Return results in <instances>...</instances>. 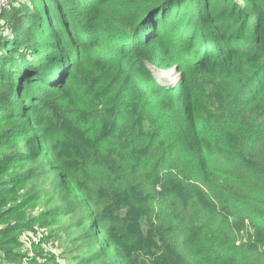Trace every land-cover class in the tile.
Segmentation results:
<instances>
[{
    "label": "trees",
    "instance_id": "1",
    "mask_svg": "<svg viewBox=\"0 0 264 264\" xmlns=\"http://www.w3.org/2000/svg\"><path fill=\"white\" fill-rule=\"evenodd\" d=\"M146 63L177 66L179 87ZM85 68L97 92L76 87ZM49 89L79 153L49 119ZM21 143L39 165L27 176L2 161ZM0 159L6 258L32 225L12 221L18 177L44 175L64 204L42 222L83 210L100 264H264V0H0ZM137 225L159 241L131 239Z\"/></svg>",
    "mask_w": 264,
    "mask_h": 264
},
{
    "label": "rangeland",
    "instance_id": "2",
    "mask_svg": "<svg viewBox=\"0 0 264 264\" xmlns=\"http://www.w3.org/2000/svg\"><path fill=\"white\" fill-rule=\"evenodd\" d=\"M3 5L7 7L8 4L5 2ZM2 32L6 33L8 31L6 30ZM146 68L152 73L157 84L162 87V89L168 91H174L179 87L183 80L182 70H180L177 66L161 69L146 63ZM72 74L73 76L74 74L76 75V87H85L86 89L91 90V92H97L95 89L96 82H91V77L88 79L89 69L85 68L80 71L73 70ZM36 92L37 94H43L47 91L45 92L44 88L38 89L37 86ZM48 92L50 93V96H48L49 101L45 102V105L50 113L49 119L53 121L54 127L61 133V135L63 134L65 136L64 140L70 142L72 138H74V128L76 127L74 125V116L71 114L69 115L64 111L65 107L62 105V100L59 101L60 105L54 101L56 99V94L52 95L54 91L49 89ZM61 95H64V92L61 93ZM105 103L106 102L103 104L105 105ZM45 115L46 111L44 113H35L31 116V119L38 121L37 124H39L41 116ZM118 115L119 111L113 113V116L116 117V119ZM24 116L27 115H23V117ZM29 119L30 118L26 117L23 118V128L26 127L28 129ZM142 124L143 126L145 125V123ZM119 128L120 125L114 127L116 131L119 130ZM42 129L45 130V128ZM109 131L108 133L112 135L115 133L112 132V130L110 132ZM34 138L33 134L30 135L32 144H34ZM70 144L71 145L68 147L73 148L74 152L79 153L78 145H74V142L72 141ZM27 150L28 149L25 148V144L21 143L20 157L15 160H0L4 163L7 161L14 162L12 165L14 166L13 170L16 169V172L20 175H26L29 169H37L39 167L38 161H31V159H28L29 157L23 156V153L27 152ZM4 154L5 153H2V155ZM40 159L43 160L44 155ZM39 172L37 173L38 176L40 174ZM10 175H12V173H8L7 175L0 177V184H2V186L7 184L6 179ZM25 175L18 177L19 179L21 177H24L25 179L18 183L17 189H14L13 195L10 197L11 202L9 206L10 208H13L14 205L21 204L18 209L13 208L14 211H17L18 213H14V215H12V221L15 220L16 217L25 221L31 220L32 227L30 226L20 235L15 254H12L9 257L7 256L6 258V256L0 251V264H82V260L84 259H89V264H100L99 262L93 260V255L91 256L92 252L96 251L99 246L97 245L96 237L87 227L91 226V222L88 221L84 211H78L75 214L73 212L68 216H56L53 217L52 220L49 218L48 224H44L41 220L44 217V212L49 209H53L57 204L63 205L64 202L54 199L52 195L53 189L50 186V176L41 175L39 180L33 181ZM124 207L127 206L124 204ZM120 210L122 211V208ZM125 214H127V211H124V215ZM131 217L133 219L129 217L127 219L131 222L135 221L137 223L139 218L142 216L138 214L137 216ZM8 222L10 221L0 223V228L6 226V223ZM248 224L250 225L249 221ZM131 226L132 224L130 227ZM145 228L144 231L146 232ZM144 231L140 232V227L137 225V229H132V232L138 235L129 234L128 236L131 239L133 238L139 240V242H142L143 238L147 239V237H149L152 243H157V241H159L158 237L153 234L146 237ZM255 232L256 231L252 226V228L250 227L247 232H243L239 234V236L244 239V236H247L248 233L254 236ZM254 237L256 238V236ZM160 244H162V242L158 243L159 246H162ZM258 247H261L260 251L264 252V243L262 245L259 244ZM139 248L147 250L146 244L144 243H141L139 247H137V249Z\"/></svg>",
    "mask_w": 264,
    "mask_h": 264
},
{
    "label": "built area",
    "instance_id": "3",
    "mask_svg": "<svg viewBox=\"0 0 264 264\" xmlns=\"http://www.w3.org/2000/svg\"><path fill=\"white\" fill-rule=\"evenodd\" d=\"M248 230H249V229H248ZM244 240H247V239L245 238ZM263 251H264V249H263Z\"/></svg>",
    "mask_w": 264,
    "mask_h": 264
}]
</instances>
